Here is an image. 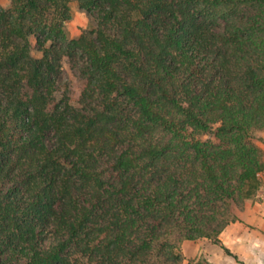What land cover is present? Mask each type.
<instances>
[{"label": "trees", "instance_id": "trees-1", "mask_svg": "<svg viewBox=\"0 0 264 264\" xmlns=\"http://www.w3.org/2000/svg\"><path fill=\"white\" fill-rule=\"evenodd\" d=\"M72 1L96 27L68 39ZM259 130L264 0H9L0 264H181L203 237L244 264L219 234L262 183Z\"/></svg>", "mask_w": 264, "mask_h": 264}, {"label": "crops", "instance_id": "crops-1", "mask_svg": "<svg viewBox=\"0 0 264 264\" xmlns=\"http://www.w3.org/2000/svg\"><path fill=\"white\" fill-rule=\"evenodd\" d=\"M264 161V145L260 146ZM259 197L250 199L237 213V220L229 222L219 234L220 240L236 254L244 264H264V171ZM257 195V196H258ZM205 239L183 240L180 248L184 256L181 264L203 255L214 264H241L227 255L219 246ZM192 264V263H191Z\"/></svg>", "mask_w": 264, "mask_h": 264}, {"label": "rangeland", "instance_id": "rangeland-1", "mask_svg": "<svg viewBox=\"0 0 264 264\" xmlns=\"http://www.w3.org/2000/svg\"><path fill=\"white\" fill-rule=\"evenodd\" d=\"M9 0H0V5L7 6ZM70 6V19L67 21L65 25V35L68 39L78 37L82 32L93 30L96 27V17L92 14H88L87 12L81 10L76 2L72 1L69 3ZM33 54L38 56V52L35 50V44L33 43ZM79 57L76 56V59L69 60L67 57H63L61 60L62 68H61V80L66 83L70 84H77L79 82L80 74L79 70L76 67V64L79 63ZM253 143L260 148L261 145H264V130H259L254 132ZM261 149V148H260ZM259 190L249 198L239 200L238 206L233 208V213L237 217V213L240 208H243L245 204H248L250 199H257L259 197ZM258 195V196H257ZM238 219V218H237ZM236 219V220H237ZM235 221V220H234ZM205 239V241L213 243L208 238H201ZM182 242V241H181ZM179 242V249L180 243ZM217 247V246H216ZM218 248V247H217ZM182 252V251H181ZM206 259L203 255L195 257L194 259H190L189 263L191 264H198L200 261ZM199 261V262H198Z\"/></svg>", "mask_w": 264, "mask_h": 264}]
</instances>
